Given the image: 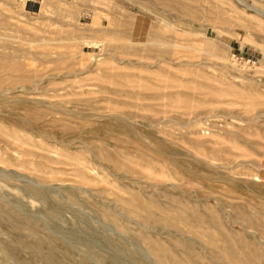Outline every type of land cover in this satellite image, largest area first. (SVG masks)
Wrapping results in <instances>:
<instances>
[{
	"label": "rangeland",
	"instance_id": "rangeland-1",
	"mask_svg": "<svg viewBox=\"0 0 264 264\" xmlns=\"http://www.w3.org/2000/svg\"><path fill=\"white\" fill-rule=\"evenodd\" d=\"M177 1L217 4L227 8L224 17L233 19L227 24L214 22L226 30V39L209 45L189 39L213 57L205 58L202 50H196L190 52L185 66L162 63L158 69H146L133 52L144 46L114 32L121 26L106 22L104 14H127L116 3L0 1V19L5 20L0 36L9 38L5 45L50 52L33 59L41 79L0 90V114H5L0 115V127L31 143L13 147L0 135V264H49L27 245L44 253H57L55 245L66 249L58 262L50 264H159L143 236L160 240L170 258L185 264H264V18L238 0ZM246 1L264 10V0ZM135 8L133 13L140 16ZM92 11L99 22L93 20ZM98 30L107 34L101 36ZM214 36L210 30L209 37ZM89 38L95 39L85 41ZM69 40L73 45L67 51L63 46ZM52 51H67L71 68L53 62ZM154 82L164 86L154 87L155 91L171 95L162 100L144 96L153 91L144 87ZM32 98L50 101L59 113L55 115L65 120H58L59 124L52 122L55 117L43 115L33 124L17 118ZM41 104L35 107L43 109ZM62 123L70 127L65 129ZM89 140H102L108 152L127 158L135 172L112 169ZM137 143L147 146L141 148L146 154L137 149ZM149 146L157 150L155 157L149 154ZM61 154L84 158L92 182L83 183ZM146 175L157 179L166 175L174 185L152 184ZM246 178L250 181L245 183ZM133 194L153 209L167 207L168 215L155 207L159 223L149 225L135 214L127 215L118 197ZM179 207L205 218L204 234L211 235L230 260L214 256L216 251L203 243L207 239L200 228L179 218ZM244 211L251 213L255 227L246 226ZM27 224L35 230L30 231Z\"/></svg>",
	"mask_w": 264,
	"mask_h": 264
},
{
	"label": "bare ground",
	"instance_id": "bare-ground-1",
	"mask_svg": "<svg viewBox=\"0 0 264 264\" xmlns=\"http://www.w3.org/2000/svg\"><path fill=\"white\" fill-rule=\"evenodd\" d=\"M0 1H2V0H0ZM123 1H125L127 3V6L124 4ZM185 1H187V0H185ZM190 1L192 2V0H190ZM193 1H195V0H193ZM198 1H200V0H198ZM238 1L245 8H248V9L252 10L257 16H260V17L264 18V10L263 9H260V8H258L256 6H254L252 3H250L249 1H246V0H238ZM103 2L105 4H108V3H111V4L113 3L114 4V3H116L117 6H119L121 9H123V11H125V13H127V14H125V16H124V13H122L121 16H123V17H114V16H112L113 13L111 15L110 14L109 15L108 14H104L103 16H104L106 22H108L110 25H116V26L118 25V26H121L122 27L121 29H116L114 32H117L119 34H123L125 36H128V37L132 38L133 41L138 42V43H141L144 46V47L142 46L143 48H138V49L134 50L133 52H134L135 55H137L138 57H140L141 59H143L142 62L144 61L143 64L145 63L144 65H145V68L146 69L147 68L148 69H152V68L153 69H158L160 67V65H162V63L168 64V65L177 63L180 66H185L187 64V59H189V58H187L188 55L191 56L190 52H192V51L195 52L196 50H200V51L202 50L203 52L202 53L200 52V55H203L205 58H211V57H213L214 55H213V53L211 51L206 50V49L200 47L198 45V43H196V42L193 43L189 39H194V40L199 39V40L203 41L205 44L207 43L208 45L212 41H214L215 39H222V38L226 39V35L224 33L226 30L224 31V29L222 28V26L217 25V24L218 23L219 24H227L229 22V20H232L233 19V18L229 19V18L223 16L225 14V12H226V9H227L226 7H222L223 9L225 8V10H223L220 7L218 8L217 4H216V6H214L213 3L212 4H210V3H207V4H204V3L201 4L200 3L199 4V2H197L196 5H193L195 3L194 2V3H192V5H189L190 4L189 1H187V3H189V4H186V3H182V2L177 1V0H143V1H141V0H103ZM44 4H46V5H52L53 3H50V1H46V2L44 1ZM55 4H53V5H55ZM57 4H60V5L57 6V7L60 6V8H61V5H63V4L59 3V2ZM96 4H98V3L96 2ZM214 4H215V2H214ZM100 5H99V7H100ZM135 6H136L135 9H138V11H139L140 16H138L137 14H134L133 13ZM110 7H112V6H110ZM6 10H7V8H6ZM95 11H92L93 20L94 19L95 20L98 19L97 21L99 22L101 19L98 18V16L95 13ZM107 12L108 11H106V13ZM5 13L7 14V12H5ZM69 13H70V11H69ZM120 14H121V12H120ZM64 16H66V15H64ZM229 16L231 17V15H229ZM67 17H68V15H67ZM3 18H5V17H3ZM7 19H9V18H7ZM4 22H5V20L0 19V24H4ZM9 22H11V21H9ZM63 22H64V20H63ZM211 22H212V24H210ZM214 22H216L217 24H215ZM235 23H233V24H235ZM215 25H217L216 26V29H215ZM14 26H16V25H14ZM19 26H20V24H19ZM226 26H229V25H226ZM4 27L6 28V26H4ZM78 29H80V28H78ZM210 30L213 31V32H215V36L214 37H211V38L209 37ZM68 31H70V30H68ZM60 32H63V31L60 30ZM71 32H73V31H71ZM97 32H99L97 34H100L101 36L102 35L104 36L105 34H107L104 30H98ZM189 34H193L194 37L192 35H189ZM69 36L71 37V35H69ZM12 37L14 38V35H12ZM188 37H190V38H188ZM18 39H20V38H18ZM92 39H95V38H91V39L89 38L88 40H85V41L89 42ZM96 39H99V38H96ZM6 40L9 41V38L6 37V36H2V37L0 36V90L3 89V87L5 89L8 86L13 87V88H16V87L23 86V85H30L37 78H40V74L37 72L38 69H36L37 67L35 68L34 65H33V59H36L38 57H47L50 52H48L46 50H43L41 48L42 45H40V48L41 49H38V51H36V52H27L26 50H23L21 48H14L13 46H9V45L7 46V44L5 45V43H8ZM63 40L66 41L65 39H63ZM24 41H25V39H24ZM31 41H32V39H31ZM36 43L38 44V41H36ZM103 43L105 44V41H103ZM118 43H120V42H117V44ZM121 43H120V45H121ZM44 44H46V43L44 42ZM130 44L132 46V43H130ZM136 44H134V45H136ZM72 45H73V40H69L67 43H65L64 46L63 45L62 46L67 49V48L72 47ZM202 45L204 46V44H202ZM137 46H139V45L137 44ZM205 46H207V45H205ZM117 47H115V48H117ZM124 47H125V44H124ZM54 48H55V46H54ZM57 48H58V45H57ZM67 51H69V49H67ZM67 51H52L51 53H54L55 54V56L53 58L54 59L53 62L57 63V65L62 64L61 66H63L66 63L67 66H68V69H69V68H71V64H72L71 62L72 61L70 62L69 61L70 59L69 60L67 59V53H68ZM109 51H110V49H109ZM122 52H124V51H122ZM28 55L31 56V57H29ZM102 62H100V63H102ZM124 76L126 77L127 75H124ZM129 80H127L128 83H130ZM119 83H120V81H119ZM154 87L159 88V89L160 88H164L163 85L160 86L159 83L154 82V83H152L151 86H147V87L145 86L144 87V89H151V88H153V89H151V91L153 90L152 93L149 92V94H145L144 96L152 97L153 99H156V98H158L160 96V98H161L160 100H162V98H166L169 95H171V92H167V91L166 92L163 91V92L159 93L158 91H155L154 90ZM118 90L120 91V89H118ZM114 91H117V90H114ZM146 93H148V92H146ZM137 95H140V94H137ZM134 96H136V95H134ZM140 97H143V96H140ZM27 101L28 102H26V105H25V108H24V112L22 111V113H21L19 111L20 114L18 115L17 118H19L21 120H24V121L33 122V124H38V123H36V121L39 120L43 115H46V116L47 115H50L52 117H55L56 119L55 118L52 119V122H55V123H57L58 120H65V119H61L62 118L61 116H58V115L56 116L55 115V113H58V112H56L57 109L53 107V105L50 103V101H49V103H45L40 98H32V99H28ZM162 102H161V104H162ZM40 103L43 104V105L41 104V106H43V109L36 108L35 107V104H40ZM2 104L3 103H1V105ZM164 106H166V105H164ZM15 113H16V111L14 112V114ZM62 114L64 115V113H62ZM105 116H107V115H105ZM113 116L116 117V119H119L118 118L119 116L117 114H113ZM93 117H97V116H94L93 115ZM108 117H109V115H108ZM58 118H60V119H58ZM95 119L96 118H94V120ZM41 120H45V119H41ZM86 120H89V119L86 118ZM104 120H106V119H104ZM107 120H108V118H107ZM150 120H152V119H150ZM154 121H155V119H154ZM62 122H64V121H62ZM59 124H61V122ZM149 125H151V124H149ZM59 126H61V125H59ZM62 126H63V128L67 129V128H69L71 126V123H70V126L68 125V123H62ZM90 126H88V127L90 128ZM103 127H104V125L102 126V128ZM86 129H87V127H86ZM69 130H66V131H69ZM92 132H93V130H92ZM0 135H1V137H3V139L9 145H11L13 147H15V146L16 147H18V146L21 147V144H23V143H29V141L25 140L24 138H21V137L17 136L16 133H15V131H13L11 129H8V128H1L0 127ZM91 137H93V136H91ZM96 141H100V142H97L96 143L95 140H89V142L93 145L92 146L94 148L93 150H95V152L101 158L107 160L108 161L107 163H109V165L112 167V169H114V170H122V169H124L125 171L135 172L134 171V168L131 165V162L127 158L121 157L122 154L120 155V153L117 152V151H115V152H108L106 150L105 144H103V142H101L102 140H96ZM86 143H88V142H86ZM141 143H143V141H141ZM29 144H31V143H29ZM136 145L138 146V147L136 146L137 149H139V151H141L142 153L144 151H142L141 148L147 147L145 145H140L138 143ZM148 149H149V154H151V155H153L155 157V152L157 150L154 151L153 150V146L152 147L149 146ZM146 153H143V154H146ZM61 155H62V158H64L63 160H69V161H71V162H69V164L72 165L73 171L76 172L75 175H77L79 177V179L83 183H90V182H92V178L87 176L88 175V170H87V165L85 164L84 158H80V156H78V155L77 156L79 158L76 157V156H72V155L69 156L67 154H61ZM156 155H158V154H156ZM139 156L141 157L142 155L139 154ZM153 160L156 161L155 159H153ZM153 160L150 161V163L151 162L154 163ZM150 163H149V165L152 164V163L151 164ZM40 165H41V167H43V164L42 163H40ZM206 165L207 166H210L208 163ZM38 166H39V164H38ZM86 170H87V172H86ZM183 171H185V170H183ZM189 171H188V173H190ZM184 175H186V174H184ZM97 176L98 175H96V177ZM165 176L166 175H161L160 178H158V179L157 178H154V176H151V175H148L147 177H149L150 180L151 179L153 180L152 184H158V185H161V186L169 185V186L173 187L174 183L171 180H169L167 177H165ZM99 177H101V180L104 181L103 176H98L97 180L100 179ZM156 179L157 180H161V181L160 182H156L157 181ZM246 179H247V181L246 180H243V182L245 181V183H246V182H249L250 181L248 178H246ZM93 181H95V179ZM251 181H252V179H251ZM242 183H241V185H242ZM253 184H254V179H253ZM262 185H264V184H262ZM179 187L180 186H178V185L176 186L177 189ZM263 188H264V186H263ZM118 201H119L118 203H119V205L121 207V210L123 212L127 213V215L128 214H133V215L135 214V216H137V217L139 216L138 218L141 217V220H143V223H145V225H147V224L149 225L151 222H153V223L156 222V224L159 223L158 222L159 219H158V217H157V215L155 213V211H157V210H159L160 212H163L164 214L168 215L167 212H166V210H165V208H167V207L164 208L161 205H159V206H156L155 205V207H156L157 210H154L155 207H154V209L151 208V206H149L148 204H146L147 202H145L146 201L145 199H143V198H141V197H139V196H137L135 194L130 195L127 198L118 197ZM159 211L157 213H160ZM176 213L178 214L179 218L182 219L183 221L185 220L186 222H190V225L194 224L195 225L194 227L200 228V233L201 234H204V232H203L204 231L203 230V224L205 223V218H203L202 215H200L198 212H196L194 210H187V209L182 208V207L177 208ZM164 214H163V217H165ZM250 214L251 213H248V212L245 213V211L242 212V215H243L242 219L245 222L246 226H248V227H255L254 224H256V223L252 219V217L250 216ZM257 215H258L259 218H261L260 214H257ZM156 218L158 219V221H156L157 220ZM240 218H241V216H240ZM166 219H168L167 216H166ZM256 220H258V219H256ZM164 221H166V220H164ZM215 222L217 223V221H215ZM27 227H28V229H30V231H34L35 230V226L34 225L27 224ZM204 236H206V239L207 240L206 239L205 240L207 242H203V243L206 246L211 245L210 248L212 247L216 251V252L213 253L215 257L220 258L223 261L224 260H230L229 259L230 258L229 257L230 255L229 254L226 255L224 249L220 248L216 244V241L214 240V238L211 235H209V234L208 235H205L204 234ZM143 240H144L145 243L148 244V247H149L150 252L152 253L153 257L155 258V260L159 264H183L184 263L179 258H170L167 249L165 248V246L163 245V243L160 240L152 239V238H149L148 236L147 237H144L143 236ZM14 245H16V244H14ZM27 247L31 248V250L34 251V253L36 255H38L39 257H41L43 260H45L49 264L51 262H53V263L58 262L59 258H61V256H63V255L66 254L65 253V250L66 249H64L60 245H55V247L57 249V253H53V252L44 253V252L40 251L37 246H32V245L29 246V245H27ZM226 248H228V249L230 248L231 249V247H229V246H226ZM11 252H12V250H11ZM230 254H232V253H230ZM237 256H238L237 254L232 255V257H237ZM237 260L239 261V259H237ZM78 264H84V263L83 262H79Z\"/></svg>",
	"mask_w": 264,
	"mask_h": 264
}]
</instances>
